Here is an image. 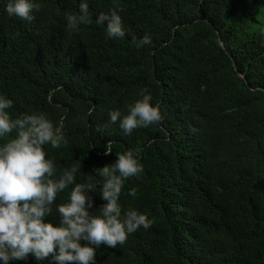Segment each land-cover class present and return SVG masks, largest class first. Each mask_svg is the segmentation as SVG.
Wrapping results in <instances>:
<instances>
[{
    "label": "trees",
    "instance_id": "obj_1",
    "mask_svg": "<svg viewBox=\"0 0 264 264\" xmlns=\"http://www.w3.org/2000/svg\"><path fill=\"white\" fill-rule=\"evenodd\" d=\"M34 2L27 21L0 0V96L13 101L11 116L63 118L67 146L45 150L57 177L76 164L75 183L97 184L91 214L107 203L98 169L141 148L144 171L119 203L153 223L99 246L94 264H264V0H87L91 22L76 32L66 16L83 0ZM116 6L122 38L96 23ZM143 94L160 105L159 123L131 134L109 124L110 111L127 114ZM74 186L45 222L60 223L57 205ZM9 264L57 262L29 254Z\"/></svg>",
    "mask_w": 264,
    "mask_h": 264
},
{
    "label": "clouds",
    "instance_id": "obj_2",
    "mask_svg": "<svg viewBox=\"0 0 264 264\" xmlns=\"http://www.w3.org/2000/svg\"><path fill=\"white\" fill-rule=\"evenodd\" d=\"M39 8L34 0H8L6 12L31 21L33 10ZM119 11L122 9L116 6L109 13L101 12L96 19L97 24L107 21L110 38H122L126 34ZM66 20L70 32L78 31L82 24H90L87 0L80 4L79 15L68 14ZM150 43L147 34L140 41V44ZM151 101L150 94H143L141 99L128 105L127 114L110 111L109 124L119 121L123 132L131 134L137 128L159 123L162 120L160 105H153ZM12 106L11 99L0 96V139L9 137L0 143V260L3 264L29 254L38 261L53 256L57 264H94L97 248L102 244L113 248L123 245L129 234L141 227H151L153 221L146 213L133 208L122 212L119 203L125 181L139 177L144 171L139 146L118 152L114 164L98 169L102 178V199L107 203L100 214H91L89 209L94 201L88 192L95 191L97 184L91 179L75 183L80 171L76 164L57 177L55 163L45 150L46 145L53 149L62 144L67 146L63 118L58 124L43 112L13 118L8 111ZM93 111L89 109V115ZM97 130L101 128L98 126ZM105 149V155L112 153L111 140L105 144ZM73 184L68 200L57 205L60 223L45 222V217L52 214L58 194ZM128 194L135 197L136 189L132 188Z\"/></svg>",
    "mask_w": 264,
    "mask_h": 264
},
{
    "label": "water",
    "instance_id": "obj_3",
    "mask_svg": "<svg viewBox=\"0 0 264 264\" xmlns=\"http://www.w3.org/2000/svg\"><path fill=\"white\" fill-rule=\"evenodd\" d=\"M220 40V44H221V46H223V42L221 41V39H219Z\"/></svg>",
    "mask_w": 264,
    "mask_h": 264
}]
</instances>
